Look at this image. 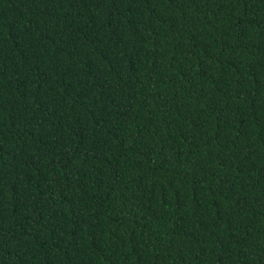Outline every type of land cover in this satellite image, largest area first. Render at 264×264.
Returning a JSON list of instances; mask_svg holds the SVG:
<instances>
[{
  "label": "trees",
  "instance_id": "16d2710c",
  "mask_svg": "<svg viewBox=\"0 0 264 264\" xmlns=\"http://www.w3.org/2000/svg\"><path fill=\"white\" fill-rule=\"evenodd\" d=\"M0 264H264V0H0Z\"/></svg>",
  "mask_w": 264,
  "mask_h": 264
}]
</instances>
